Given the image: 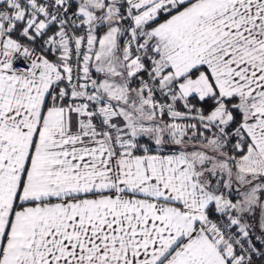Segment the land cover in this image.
Segmentation results:
<instances>
[{
	"label": "snow or ice",
	"instance_id": "6c2138e0",
	"mask_svg": "<svg viewBox=\"0 0 264 264\" xmlns=\"http://www.w3.org/2000/svg\"><path fill=\"white\" fill-rule=\"evenodd\" d=\"M0 264H264V0H0Z\"/></svg>",
	"mask_w": 264,
	"mask_h": 264
}]
</instances>
